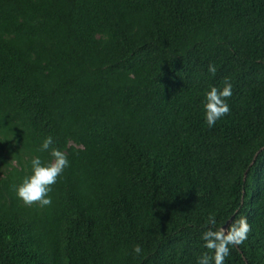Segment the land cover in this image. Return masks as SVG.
Segmentation results:
<instances>
[{"label":"trees","instance_id":"obj_1","mask_svg":"<svg viewBox=\"0 0 264 264\" xmlns=\"http://www.w3.org/2000/svg\"><path fill=\"white\" fill-rule=\"evenodd\" d=\"M49 135L69 166L26 206ZM209 216L264 264V0H0V264H195Z\"/></svg>","mask_w":264,"mask_h":264},{"label":"clouds","instance_id":"obj_2","mask_svg":"<svg viewBox=\"0 0 264 264\" xmlns=\"http://www.w3.org/2000/svg\"><path fill=\"white\" fill-rule=\"evenodd\" d=\"M207 71L215 74L216 67L209 64ZM231 95L232 84L227 78L224 79L222 88L212 86L204 93L203 118L209 128L229 113L227 98ZM37 151L47 153L50 159L42 161L40 155L33 156L29 161L30 174L14 186V191L17 199L24 205L31 206L35 203L43 208L51 205L52 198L49 193L52 191V185L69 166V161L65 153L54 146L51 135L42 139ZM207 225L200 235V240L208 251L201 253L195 264H225L231 247L242 244L248 238L249 224L246 218H240L226 228H217L215 218L209 216ZM132 252L140 255L142 252L140 245L133 246Z\"/></svg>","mask_w":264,"mask_h":264},{"label":"water","instance_id":"obj_3","mask_svg":"<svg viewBox=\"0 0 264 264\" xmlns=\"http://www.w3.org/2000/svg\"><path fill=\"white\" fill-rule=\"evenodd\" d=\"M228 225H229V224H228ZM228 225H227V226H225L224 228L228 227Z\"/></svg>","mask_w":264,"mask_h":264}]
</instances>
